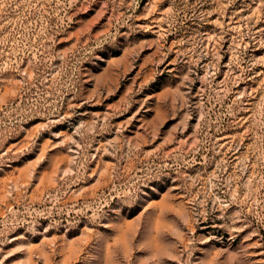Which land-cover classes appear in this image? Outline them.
I'll use <instances>...</instances> for the list:
<instances>
[{
  "label": "rangeland",
  "instance_id": "374dc122",
  "mask_svg": "<svg viewBox=\"0 0 264 264\" xmlns=\"http://www.w3.org/2000/svg\"><path fill=\"white\" fill-rule=\"evenodd\" d=\"M0 264H264V0H0Z\"/></svg>",
  "mask_w": 264,
  "mask_h": 264
}]
</instances>
